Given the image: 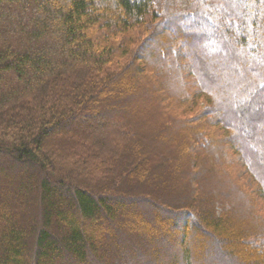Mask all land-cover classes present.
Masks as SVG:
<instances>
[{"label": "trees", "instance_id": "1", "mask_svg": "<svg viewBox=\"0 0 264 264\" xmlns=\"http://www.w3.org/2000/svg\"><path fill=\"white\" fill-rule=\"evenodd\" d=\"M0 226V264H264V0H0Z\"/></svg>", "mask_w": 264, "mask_h": 264}, {"label": "rangeland", "instance_id": "2", "mask_svg": "<svg viewBox=\"0 0 264 264\" xmlns=\"http://www.w3.org/2000/svg\"><path fill=\"white\" fill-rule=\"evenodd\" d=\"M157 21V24L158 23H161L162 22V20L160 21V19H157L156 20ZM9 174V173H8ZM12 177H13V174H12ZM2 185L4 186V188H5V185H6V189L8 188V190L7 191H5L6 193H4V198L8 201V202H10V204H11V206H13L14 208H15V206L17 207L19 204H20V199H18V197L16 196V194H17V191H15V190H17V182L15 181V180H12V181H8L7 179H3L2 180ZM165 184V183H164ZM9 185L11 186L12 185V187H11V189H12V191L9 189ZM17 186V187H16ZM160 188H157V191L159 192V194H162V196H164V195H166V193L168 192V190H170V189H168V187H166L165 189H167V190H164V189H160ZM172 196V195H171ZM165 197V196H164ZM172 198L174 199V196H172ZM12 209V208H11ZM32 210L33 209H31V210H29L30 212H31V214L33 215V213L34 212H32ZM9 211H12V210H9ZM34 211V210H33ZM10 213H13V212H10ZM28 222H30V219L28 220ZM2 228V226H0V229Z\"/></svg>", "mask_w": 264, "mask_h": 264}]
</instances>
